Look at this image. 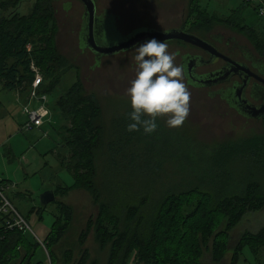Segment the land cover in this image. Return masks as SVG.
<instances>
[{
	"label": "trees",
	"instance_id": "obj_1",
	"mask_svg": "<svg viewBox=\"0 0 264 264\" xmlns=\"http://www.w3.org/2000/svg\"><path fill=\"white\" fill-rule=\"evenodd\" d=\"M17 1L0 0V10H8ZM248 4L243 0L232 15L222 16L202 7L200 0H189L188 30L209 32L215 25H224L244 34L263 55L264 30L247 23ZM57 33L54 0H34L29 13L12 11L0 16L4 89L28 100L35 78L32 63L43 76L39 94L57 93L70 71L77 77L49 105L61 119L56 129L61 148L68 153L59 152L60 163L73 177L72 184L54 188L57 212L44 241L53 263L87 264L90 259L86 248L76 260L70 249L62 257L57 249L74 220L73 206L63 200L73 189L87 190L99 206L97 216L90 217L81 231L80 247L94 232L100 248L109 249L107 264H128L132 259L134 264H204V249L211 250L219 262L228 250L230 231L247 213L264 208V120L260 133L211 143L197 139V146L205 151L198 168L193 153L180 154L173 147L176 143L162 138L179 139L187 131L169 129L157 118L155 132L146 134L142 127L130 132L127 125L133 109L114 115L108 125L99 98L81 80L79 66L59 51ZM182 156L185 163L179 162ZM45 209L40 206L32 211L42 218ZM27 233L18 227L0 228V264L19 258L22 246L30 252L17 264H46L33 260L34 244ZM247 245L254 252L264 247V226L242 233L230 264L237 263Z\"/></svg>",
	"mask_w": 264,
	"mask_h": 264
},
{
	"label": "rangeland",
	"instance_id": "obj_2",
	"mask_svg": "<svg viewBox=\"0 0 264 264\" xmlns=\"http://www.w3.org/2000/svg\"><path fill=\"white\" fill-rule=\"evenodd\" d=\"M94 1L96 14L100 17L104 15L105 18V29L99 36V41L107 46L118 44L147 27L167 30L180 26L184 21L186 27H189L186 23L190 6L189 0ZM33 2L34 0L17 1L8 10H0V16L12 11L29 13ZM242 2L243 0H200L202 7L222 16L232 15L234 8ZM67 3L71 7L66 11ZM257 4L264 7V0L250 2L245 9V17L247 23L255 25L258 30H264V16L258 14L255 8ZM54 7L58 24V49L79 66L80 77L86 90L99 98L105 121L109 125L114 115L123 116L132 110V108L126 110L127 107H131L130 97L126 90L131 86L130 82L135 77L136 64L133 59L136 54L135 46L112 54L97 56L87 46L82 48L81 44L84 42H80V33L86 23L83 2L81 0H54ZM194 32L209 41L213 40L210 37L211 34L223 35L233 43L239 42V44L246 45L252 54L258 55L247 37L230 27L215 25L209 32ZM166 43L169 52L178 53L176 63L179 65L182 61V53L197 52L196 48L186 42L169 40ZM218 46L223 52L225 51L223 44ZM234 53V58L242 60V55L239 52ZM222 63V60L218 59L214 63L202 67L200 71L213 69ZM76 79L74 71L65 75L57 87V93L48 95L49 103L54 102L57 94L64 92ZM184 82L191 93V111L183 126L169 128L166 124V116L158 118L169 129L188 132L179 136V139H177L178 136H162V138L165 141L171 140L172 143H176L173 147L180 154L186 151L193 153L197 159L196 166L198 168H201L200 158L205 154V151L200 145L197 146V139L211 143L236 139L260 133L263 130L261 120L247 119L246 116L230 107L219 94L213 96L209 94V90H219L227 83L210 88H199L189 84L185 74ZM26 103L27 96H18L17 92L4 89L0 80V180H6L5 184L8 187L5 189V193L13 205L28 218L32 227L27 231V234L34 244V248L31 249L33 260L55 264L44 241L55 219L56 203L51 202L46 206L45 211L42 212V218L40 213L32 210L34 207L41 206L40 196L43 192L54 189L59 184L70 185L73 183V177L60 163L59 152L62 155L68 154L65 149L61 148V137L56 129L60 126L61 119L51 109V114L46 118L42 127L22 130V126L27 121L24 114ZM33 105H37V102H33ZM191 133L194 138L184 137ZM179 162L185 163L186 158L182 156ZM63 200L73 206L74 220L57 247L61 254L60 257L65 250L70 249L73 251L72 255L75 260L80 259L82 249L86 248L90 253L87 264H92L93 260H97L99 264H107L109 249L100 248V244L95 241L94 232L88 235L82 248L79 244V235L82 229L86 227L89 218H95L99 212V206L94 203L90 192L73 189ZM262 225H264V211L247 213L230 231L228 250L224 257L217 262L213 258L212 251L204 249L201 256L202 262L204 264H230L234 254L233 249L239 242L242 233L246 230L254 232ZM21 249L22 255L10 264H17L26 252H30L28 246H22ZM57 264L62 263L58 262ZM128 264H134V260H130ZM237 264H264V247L254 252L248 245L245 246L239 254Z\"/></svg>",
	"mask_w": 264,
	"mask_h": 264
},
{
	"label": "clouds",
	"instance_id": "obj_3",
	"mask_svg": "<svg viewBox=\"0 0 264 264\" xmlns=\"http://www.w3.org/2000/svg\"><path fill=\"white\" fill-rule=\"evenodd\" d=\"M70 7L66 4L65 10ZM135 52V77L126 90L133 109L127 130L142 127L144 133L151 134L162 116L167 117L169 128L182 127L190 115L191 93L184 82V67L176 63L178 53L169 52L167 43L155 37L135 46Z\"/></svg>",
	"mask_w": 264,
	"mask_h": 264
},
{
	"label": "flooded vegetation",
	"instance_id": "obj_4",
	"mask_svg": "<svg viewBox=\"0 0 264 264\" xmlns=\"http://www.w3.org/2000/svg\"><path fill=\"white\" fill-rule=\"evenodd\" d=\"M98 13L101 12L98 11ZM84 14H85V5H84ZM84 18L86 21L85 27L83 28V31L80 33V42H84V44H81L82 48L87 46V48L97 56H103L102 53H97L88 46V39H87L88 28H87L86 15ZM104 25H105L104 15L100 17L98 14H96L95 23H94L95 41L99 45L106 46L99 41L100 39L99 36H101V34L104 32L105 29ZM181 26L184 31L195 33L193 31L188 30L185 21L180 26L174 28H179ZM195 34L205 39L211 46L215 47L218 51L236 60L241 65L247 66L254 74H257L258 77H254V76L246 77V75L240 69L238 68L236 69L235 66L225 61L223 58L218 56L213 57L212 54L213 52L211 53L209 50H206L202 47L186 42L197 49V52L194 53L185 52L182 53L181 55L182 61L180 65H183L184 67L185 76L189 84L195 85L199 88H203V87L210 88L212 86H217L219 84L227 83L225 87H222L219 90H213V91L209 90V94L211 96L215 94H219L222 97V99H224L226 103L229 104L230 107L234 108L240 114L246 116L247 119L254 118L261 120L262 122L264 120V112L259 116H252L251 114L257 111L255 107H260L264 103V82L261 79H259V77L264 78V54L260 55L259 53L256 52L258 55L255 56L247 49L246 45H243L242 43L239 44V42L233 43L231 40L225 38L223 35L211 34L210 37L213 40L209 41L206 38L200 36L199 34L197 33ZM173 40H179L185 42L181 39H173ZM221 44L225 46L224 52L218 46ZM234 52H239L242 55V60L234 58V54H235ZM218 59H221L223 62L220 66L206 70L204 72L200 71L202 67L210 65ZM221 71H225V72L229 71V73L225 74L224 72L223 74H221L219 73ZM222 78H224V80L219 81ZM244 82H246V84L241 91L240 88L243 86Z\"/></svg>",
	"mask_w": 264,
	"mask_h": 264
},
{
	"label": "water",
	"instance_id": "obj_5",
	"mask_svg": "<svg viewBox=\"0 0 264 264\" xmlns=\"http://www.w3.org/2000/svg\"><path fill=\"white\" fill-rule=\"evenodd\" d=\"M84 5H85V15L87 17V28H88V46L95 52L97 53H102L103 55L105 54H112L115 52H119L122 50H126L129 49L131 47H134L136 45H138L139 43L148 40L150 38H157L161 41H169V40H173V39H181L185 42L191 43L193 45L202 47L206 50H209L212 54L213 57H221L223 58L225 61L231 63L233 66L236 67V69H240L245 75L246 77L249 76H254V77H258L257 74H254L247 66H243L241 65L239 62H237L236 60L232 59L231 57L227 56L226 54L218 51L215 47L211 46L205 39L197 36L195 33L192 32H186L183 30L182 26L179 28H170L167 30H159L153 27H147L144 30H140L132 35H130L129 37H127L125 40H123L122 42L115 44V45H111V46H103V45H99L97 44V42L95 41V37H94V23H95V18H96V4L94 0H81ZM225 71H221L219 73L223 74ZM228 72H225V74H228ZM232 73V72H231ZM230 75V74H229ZM263 82H264V78H260ZM224 80V78L220 79L219 81ZM246 82L243 83V86L240 88V90L242 91V89L244 88ZM255 109H257L256 112H254L253 114H251L252 116H259L260 114H262L264 112V103L260 106V107H255ZM57 200V196L55 194L54 189H49L46 190L45 192H43L40 196V202H41V206H47L49 203L54 202Z\"/></svg>",
	"mask_w": 264,
	"mask_h": 264
},
{
	"label": "built area",
	"instance_id": "obj_6",
	"mask_svg": "<svg viewBox=\"0 0 264 264\" xmlns=\"http://www.w3.org/2000/svg\"><path fill=\"white\" fill-rule=\"evenodd\" d=\"M256 0H247V2H254ZM255 8L259 15L261 14V9L264 7L261 4H257ZM264 16V15H262ZM35 72V78L32 82V87L30 94L25 104L24 114L26 115V123L22 126V130H30L32 128L42 127L45 123L46 118L51 114L50 103L47 94H39L38 87L42 82V73L36 67L34 63L31 65ZM18 93V92H17ZM18 96L20 94L18 93ZM37 102V105H33V102ZM8 186L6 184L0 183V228L1 230L14 229L18 227L22 230H31V226L24 215L17 209L10 198L5 193V189ZM0 237H3L0 235Z\"/></svg>",
	"mask_w": 264,
	"mask_h": 264
},
{
	"label": "crops",
	"instance_id": "obj_7",
	"mask_svg": "<svg viewBox=\"0 0 264 264\" xmlns=\"http://www.w3.org/2000/svg\"><path fill=\"white\" fill-rule=\"evenodd\" d=\"M19 211H20V210H19ZM260 211H264V209H261ZM260 211H259V212H260ZM27 221H29V220H27ZM29 224H30V223H29ZM262 226H264V225H262ZM260 227H261V226H260ZM79 234H80V233H79ZM79 236H80V235H79ZM236 264H237V263H236Z\"/></svg>",
	"mask_w": 264,
	"mask_h": 264
}]
</instances>
